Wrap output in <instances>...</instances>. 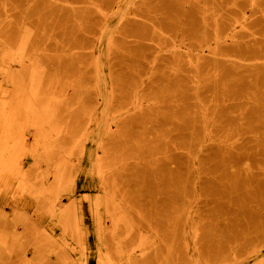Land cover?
<instances>
[{
    "label": "rangeland",
    "instance_id": "374dc122",
    "mask_svg": "<svg viewBox=\"0 0 264 264\" xmlns=\"http://www.w3.org/2000/svg\"><path fill=\"white\" fill-rule=\"evenodd\" d=\"M0 264H264V0H0Z\"/></svg>",
    "mask_w": 264,
    "mask_h": 264
},
{
    "label": "bare ground",
    "instance_id": "6f19581e",
    "mask_svg": "<svg viewBox=\"0 0 264 264\" xmlns=\"http://www.w3.org/2000/svg\"><path fill=\"white\" fill-rule=\"evenodd\" d=\"M6 89V88H5ZM8 95V94H7ZM5 102H7V101H5ZM6 105V104H5ZM10 113V112H9ZM10 116V115H9ZM35 133V132H34ZM13 173V172H12ZM23 179V178H22ZM42 183V182H41ZM44 183V182H43ZM42 190H44L43 188H41ZM48 190V189H47ZM55 202H56V200H55ZM56 205H57V203H56ZM61 205V204H60ZM54 209H56V208H54ZM61 221V220H60ZM63 223V222H62Z\"/></svg>",
    "mask_w": 264,
    "mask_h": 264
}]
</instances>
